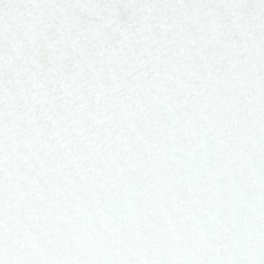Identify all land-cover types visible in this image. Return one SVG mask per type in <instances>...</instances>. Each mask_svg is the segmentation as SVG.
<instances>
[{
	"label": "snow or ice",
	"instance_id": "snow-or-ice-1",
	"mask_svg": "<svg viewBox=\"0 0 264 264\" xmlns=\"http://www.w3.org/2000/svg\"><path fill=\"white\" fill-rule=\"evenodd\" d=\"M0 264H264V0H0Z\"/></svg>",
	"mask_w": 264,
	"mask_h": 264
}]
</instances>
